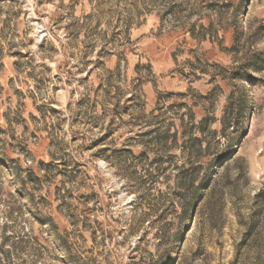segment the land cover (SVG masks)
Returning a JSON list of instances; mask_svg holds the SVG:
<instances>
[{
  "label": "rangeland",
  "instance_id": "374dc122",
  "mask_svg": "<svg viewBox=\"0 0 264 264\" xmlns=\"http://www.w3.org/2000/svg\"><path fill=\"white\" fill-rule=\"evenodd\" d=\"M0 264H264V0H0Z\"/></svg>",
  "mask_w": 264,
  "mask_h": 264
}]
</instances>
